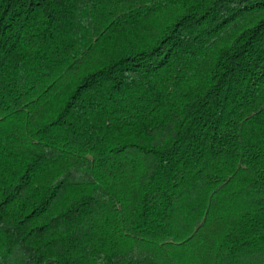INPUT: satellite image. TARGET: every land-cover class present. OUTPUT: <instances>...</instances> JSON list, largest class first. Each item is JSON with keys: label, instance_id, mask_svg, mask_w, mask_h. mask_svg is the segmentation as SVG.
I'll list each match as a JSON object with an SVG mask.
<instances>
[{"label": "trees", "instance_id": "16d2710c", "mask_svg": "<svg viewBox=\"0 0 264 264\" xmlns=\"http://www.w3.org/2000/svg\"><path fill=\"white\" fill-rule=\"evenodd\" d=\"M0 264H264V0H0Z\"/></svg>", "mask_w": 264, "mask_h": 264}]
</instances>
